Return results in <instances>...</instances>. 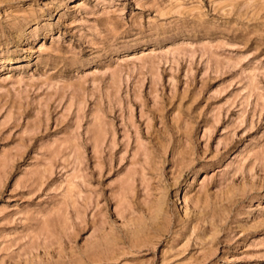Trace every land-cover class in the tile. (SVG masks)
Listing matches in <instances>:
<instances>
[{
    "label": "rangeland",
    "instance_id": "obj_1",
    "mask_svg": "<svg viewBox=\"0 0 264 264\" xmlns=\"http://www.w3.org/2000/svg\"><path fill=\"white\" fill-rule=\"evenodd\" d=\"M0 264H264V0H0Z\"/></svg>",
    "mask_w": 264,
    "mask_h": 264
}]
</instances>
